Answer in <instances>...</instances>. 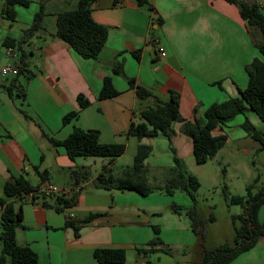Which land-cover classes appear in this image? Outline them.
I'll use <instances>...</instances> for the list:
<instances>
[{
  "label": "crops",
  "instance_id": "0c3cea01",
  "mask_svg": "<svg viewBox=\"0 0 264 264\" xmlns=\"http://www.w3.org/2000/svg\"><path fill=\"white\" fill-rule=\"evenodd\" d=\"M69 1H47L46 6L51 4L47 15L56 18L57 11L72 6ZM147 3L141 7L137 0H96L93 19L108 29L97 59H84L54 36L56 30L49 32L42 26L37 39L33 37L28 42L32 53L28 61L35 65V70H30L33 77L25 81V72L18 73L17 68L12 73V80L23 84L22 93L8 94L5 87L10 82L0 83V197H4L7 181L21 176L36 188L50 183L78 190L75 206L62 212L45 207L40 197L16 200V206L23 210V226L16 230L17 242L30 247L38 255L39 264H100L93 255L96 249L133 252L132 264L134 251L139 254V249L160 248L149 245L155 237L153 227H157L153 225L157 204H143L144 196L133 191L95 187L105 167L110 166L113 174L120 176L125 167L131 166L139 145L150 146L152 154L156 142H170L163 135L138 140L130 134L133 123L146 122L142 112L152 103V99H140L130 81L162 101L170 99V92L180 94L184 122L173 125L175 135L185 122L194 117L201 119L209 106L239 97L240 90L247 87L246 67L259 57L262 37L250 29L238 5L227 0ZM259 3L264 9V0ZM4 17L1 12L0 20ZM154 39L160 40L165 57L158 53ZM106 78L112 80L119 95L100 100ZM80 95L90 101L82 109L78 104ZM75 110L79 115L63 124V117ZM76 128L97 130L101 143L125 144L126 151L112 162L103 157L71 160L64 147L54 146L50 139L63 141ZM216 131L223 133L217 128L215 136ZM150 156L146 160L148 168ZM46 202L54 205V196ZM263 209L264 205L260 222H264ZM2 210L0 206V229ZM72 212L75 218L69 225ZM200 241L195 236L197 264L204 251ZM206 248L215 249L207 244ZM231 264H264V238Z\"/></svg>",
  "mask_w": 264,
  "mask_h": 264
},
{
  "label": "trees",
  "instance_id": "16d2710c",
  "mask_svg": "<svg viewBox=\"0 0 264 264\" xmlns=\"http://www.w3.org/2000/svg\"><path fill=\"white\" fill-rule=\"evenodd\" d=\"M45 2L49 0H44ZM139 6H147V0H137ZM235 3L240 9L242 18L247 21L251 30L259 33L262 41L258 46L259 57L246 67L248 75L247 87L240 90L239 97H229L226 100L214 103L209 106L201 119L194 117L193 121H187L182 125V131L192 140V153L198 164L206 163L214 157L227 142V135H213V131L220 128L222 131L227 123L238 115H244L250 108L257 116L264 121V12L259 0H227ZM74 0L69 4L73 5ZM96 0H76L73 8L64 9L55 13L56 32L55 37L68 43L71 48L84 59H97L101 53L107 37L108 29L97 23L92 16V6ZM30 0H4L2 15L11 21H16V6L30 7ZM46 13V3H41L40 10L34 16L32 25L24 31L20 39L6 37L3 46L8 49H18L20 57L16 63L18 73L25 72V81L30 80L33 74L29 70L28 61L32 53L26 51L23 45L26 44L42 27V22ZM116 73L119 68L115 67ZM130 86L135 88L140 99H152L151 105L142 112V117L146 121L143 124H132L130 134L138 140L144 138H154L163 135L172 143L174 136L173 125L177 122H184L180 115L179 98L177 92H170V99L162 101L155 97L150 90L143 86H135V81H130ZM8 94L13 91L22 93L23 84L14 79L5 87ZM119 92L113 86L112 80L106 78L99 93V99L105 100L114 98ZM80 109L90 104L88 99L78 96ZM79 115V110L71 111L63 117V124H67ZM243 129L255 139L264 140L248 120L243 125ZM54 146L64 147L67 156L74 160L77 157H103L110 161L122 156L126 151L125 144H103L99 140L97 130L74 129L73 132L63 141L50 139ZM151 155V147L139 145L131 166L125 167L120 176H115L111 167H105L95 180V187L102 190L133 191L141 196H148L154 193H162L167 196H174L178 191L185 192L195 203V193L200 188V182L196 176L189 174L185 169L182 160L174 154L173 165L168 169L163 184L153 185L149 179V168L146 160ZM42 175V174H41ZM43 176V175H42ZM255 185L248 187V196H234L232 204L241 205L243 213L234 217L238 221L235 228V239L232 244L225 243L215 249L209 250L204 246L206 237L205 224L195 206L183 209V207L172 204L175 214L185 213L191 221L192 232L200 237L204 248L203 257L199 264H231L240 255L252 250L259 239L264 238V222H260L259 213L264 205V186L253 193ZM38 188L29 184L24 176L11 178L4 185V197H0L2 207L0 234L1 250L0 264H39L38 255L28 246L19 245L16 239V230L22 227L23 210L22 206H16V200H22L32 194ZM53 197V196H51ZM39 198V197H38ZM42 204L45 207H54L56 211L62 212L66 208L75 206V200H66L60 195H55L54 205L46 202L49 197L41 196ZM210 221L214 217L210 216ZM69 225H72L69 219ZM155 237L149 242L151 247L159 246L158 249L150 248L143 250L147 252L170 253L169 247L163 248L160 239V229L153 227ZM142 250H138V253ZM95 260L100 264H124L126 262V252L124 249H96L93 253ZM9 260V263H8Z\"/></svg>",
  "mask_w": 264,
  "mask_h": 264
},
{
  "label": "rangeland",
  "instance_id": "374dc122",
  "mask_svg": "<svg viewBox=\"0 0 264 264\" xmlns=\"http://www.w3.org/2000/svg\"><path fill=\"white\" fill-rule=\"evenodd\" d=\"M30 1L29 8L17 6L16 21L6 17L0 20V69L8 64L14 65L15 60L20 57L18 49L14 51L15 56L8 55V49L2 44L3 40L6 37L20 39L24 31L32 25L41 3H47L44 0ZM75 4L76 0L68 9L73 8ZM3 5L4 0H0V18ZM46 9H51L50 3L47 4ZM262 10L264 12V9ZM42 26L54 33L55 18L47 15ZM37 36L38 34L34 36V39H37ZM28 42L23 45L26 51L30 50ZM28 67L31 71L35 70L33 63H30ZM14 77V74L6 77L0 75V83L5 81L11 83ZM246 120L261 133L264 140V121L249 108L244 115H238L227 123L223 130V133L227 135V142L214 157L203 164L196 162L191 150V139L182 131V126L178 134H174L172 143L166 142L164 145L161 142L155 143L149 160L150 182L155 186L163 184L168 169L173 165V157L176 153L187 172L197 177L200 188L195 193V203L182 191H178L172 198L162 193L142 197L143 204H157L158 211L157 215L153 216V225L160 229V239L164 242L162 247L169 245L171 252L144 253L142 251L137 254L134 251L135 262L132 264H197L194 251L196 235L194 236L190 230L191 221L185 213L175 214L172 203H176L183 209L191 206L197 208L200 217L206 221L205 247L207 244L210 248H216L224 243L234 242L235 228L239 223L234 220V217L243 213V207L232 204V197H247V189L250 185H255L253 193H257L264 186V146L261 140L255 139L243 129ZM221 133L216 131L217 135ZM165 199H169L168 202ZM262 215L264 217V209ZM210 216L214 217V221L209 220ZM1 232L2 228L0 234ZM200 244L202 245V240ZM131 255L133 252L132 254L127 252L126 264H131Z\"/></svg>",
  "mask_w": 264,
  "mask_h": 264
},
{
  "label": "built area",
  "instance_id": "2783aa9c",
  "mask_svg": "<svg viewBox=\"0 0 264 264\" xmlns=\"http://www.w3.org/2000/svg\"><path fill=\"white\" fill-rule=\"evenodd\" d=\"M153 43L157 46L158 53L160 56L165 57L166 56V51L165 49L161 46L160 40L159 39H154ZM8 55L14 56L15 52L13 49H8ZM16 72V65H11L8 64L0 69V75L3 77H6L12 73ZM78 193L77 188H74L72 186H65V187H58L54 184L47 183L37 189V191L34 194L36 197H41V196H55V195H60L66 200H75V197ZM30 198H32V194L29 195ZM33 199V198H32ZM73 208V207H71ZM75 218V213H69L68 219L72 220Z\"/></svg>",
  "mask_w": 264,
  "mask_h": 264
},
{
  "label": "water",
  "instance_id": "95a60500",
  "mask_svg": "<svg viewBox=\"0 0 264 264\" xmlns=\"http://www.w3.org/2000/svg\"><path fill=\"white\" fill-rule=\"evenodd\" d=\"M45 34V33H44ZM42 35H43V33H42ZM165 248V247H164Z\"/></svg>",
  "mask_w": 264,
  "mask_h": 264
}]
</instances>
